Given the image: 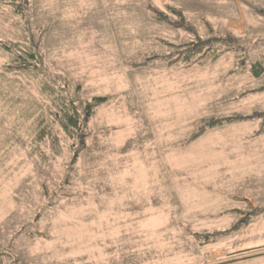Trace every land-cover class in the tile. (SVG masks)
Returning <instances> with one entry per match:
<instances>
[{
    "label": "rangeland",
    "instance_id": "374dc122",
    "mask_svg": "<svg viewBox=\"0 0 264 264\" xmlns=\"http://www.w3.org/2000/svg\"><path fill=\"white\" fill-rule=\"evenodd\" d=\"M168 7L201 39L232 40L233 51L168 66L163 58L195 39ZM30 47L41 78L67 98L106 97L83 149L56 125L58 144L35 140L52 100L7 68ZM259 57L264 0H0L4 264H264V211L214 244L188 233L229 228L235 208H264V117L181 144L202 117L264 113V91H253L264 74L248 71Z\"/></svg>",
    "mask_w": 264,
    "mask_h": 264
},
{
    "label": "trees",
    "instance_id": "16d2710c",
    "mask_svg": "<svg viewBox=\"0 0 264 264\" xmlns=\"http://www.w3.org/2000/svg\"><path fill=\"white\" fill-rule=\"evenodd\" d=\"M2 1L19 2L21 0ZM168 9H171L178 17V21L175 22V26L195 33L194 41L185 42L183 44V49L180 52L171 53V56H165L163 58L167 61L168 66H172L173 63H180L182 66L186 67L195 65L204 66L207 61L217 60L226 52H229L230 50L233 51L234 42L229 38L216 36L201 39L197 32L187 25L186 20H184V17L180 12L170 7H168ZM18 11L20 10L18 9ZM152 15L155 20H160L159 12H152ZM17 46L18 45L14 44L15 48H17ZM3 47L6 51L10 52L11 47L8 45H4ZM21 51L22 52L20 54H17L18 56H15L14 59L12 58L13 64L11 63L10 66H7V68H12L16 72L28 73L33 80L35 79V81H37L40 92L52 100V104L50 105L51 109L48 110V113L53 124L51 126V120L48 121V118H45L43 114L37 115V121L34 127V130L36 131L35 140L43 141L46 139L55 145L58 144L59 136L56 130L53 129V126L56 125L59 130L61 129L65 133L70 142L74 139L79 140L78 149H83L85 143L83 136L86 124L93 117L97 105L100 102H103L106 97H93L91 100H87L81 105L76 101V99L72 97L67 98L66 95L62 93L61 88L41 78V72H39L38 66L33 64L35 61H32L37 58L32 47L21 49ZM150 58L154 59L159 57L157 55H152ZM248 71L255 78L261 77L264 74V57H259L258 59L253 60ZM253 91H264V85L258 87L257 89H253ZM262 117H264V113L259 111H255L253 114L233 113L228 116H220V118L202 117L198 120L196 129L192 131L189 136L181 142V144L187 145L190 142L198 140V138L203 136L209 129L220 128L225 125H230L233 122H240L243 120L261 119ZM263 132L264 123L256 130L257 134H261ZM77 152L78 151H76L73 155V159L75 160ZM230 211L237 214L238 219L235 223L231 224L229 228H225V230L220 231L213 230V232L202 231L201 233L188 230V233L200 246L214 244L225 235L235 234L242 227L248 226L251 219L258 216L257 214H259L260 211H264V208L259 206L253 207L247 212L235 208ZM0 264H4V260L1 257Z\"/></svg>",
    "mask_w": 264,
    "mask_h": 264
}]
</instances>
